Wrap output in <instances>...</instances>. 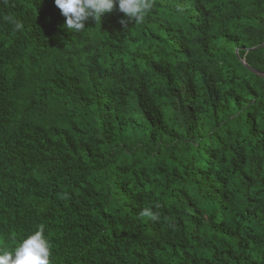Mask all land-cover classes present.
Returning <instances> with one entry per match:
<instances>
[{
  "label": "trees",
  "instance_id": "trees-1",
  "mask_svg": "<svg viewBox=\"0 0 264 264\" xmlns=\"http://www.w3.org/2000/svg\"><path fill=\"white\" fill-rule=\"evenodd\" d=\"M152 5L72 33L54 0H0V246L264 264V0Z\"/></svg>",
  "mask_w": 264,
  "mask_h": 264
},
{
  "label": "clouds",
  "instance_id": "clouds-1",
  "mask_svg": "<svg viewBox=\"0 0 264 264\" xmlns=\"http://www.w3.org/2000/svg\"><path fill=\"white\" fill-rule=\"evenodd\" d=\"M56 7L66 18L65 27L72 33L86 28V22H101L106 13H111L118 5L124 14L120 23L127 27L129 22H139L152 8V0H54ZM144 217L157 219L150 208L141 212ZM51 245L44 228L39 227L12 247L0 246V264H50Z\"/></svg>",
  "mask_w": 264,
  "mask_h": 264
},
{
  "label": "water",
  "instance_id": "water-1",
  "mask_svg": "<svg viewBox=\"0 0 264 264\" xmlns=\"http://www.w3.org/2000/svg\"><path fill=\"white\" fill-rule=\"evenodd\" d=\"M252 71H254L255 72V70H252ZM257 73V72H256Z\"/></svg>",
  "mask_w": 264,
  "mask_h": 264
}]
</instances>
